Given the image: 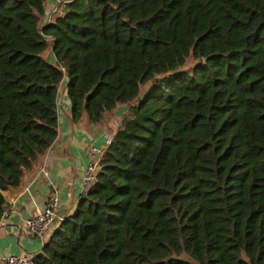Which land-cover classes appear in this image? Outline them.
<instances>
[{"label": "trees", "instance_id": "obj_1", "mask_svg": "<svg viewBox=\"0 0 264 264\" xmlns=\"http://www.w3.org/2000/svg\"><path fill=\"white\" fill-rule=\"evenodd\" d=\"M46 1L0 0V212L64 80L94 123L148 86L35 264H264V0Z\"/></svg>", "mask_w": 264, "mask_h": 264}, {"label": "crops", "instance_id": "obj_2", "mask_svg": "<svg viewBox=\"0 0 264 264\" xmlns=\"http://www.w3.org/2000/svg\"><path fill=\"white\" fill-rule=\"evenodd\" d=\"M54 3L55 0L45 2V16ZM65 81L60 85L57 97L58 127L55 139L39 164L25 172L20 185L4 191V207L8 209V216L0 225V256H34L42 250L44 242L60 221L75 210L83 195L81 182L89 159V147L95 144L106 148L120 126L122 117L128 113L129 108L121 111L120 118H110L106 112L100 122H89L84 116L80 121L72 122L69 117L70 99L67 98L64 88ZM53 194L58 197L54 221L43 236L28 234L25 218L41 210Z\"/></svg>", "mask_w": 264, "mask_h": 264}, {"label": "built area", "instance_id": "obj_3", "mask_svg": "<svg viewBox=\"0 0 264 264\" xmlns=\"http://www.w3.org/2000/svg\"><path fill=\"white\" fill-rule=\"evenodd\" d=\"M66 0H55L51 12L57 9ZM48 15V14H47ZM47 15L45 20L48 21ZM105 148L98 145L89 147V159L82 176V194L84 195L95 180V174L99 167V161ZM58 203L57 195H51L45 202L41 210L35 211L31 216L25 218L27 233L36 237H41L48 230L56 217L55 208ZM8 216V209L3 206L0 212V225L4 223ZM0 264H35L33 256L7 254L0 256Z\"/></svg>", "mask_w": 264, "mask_h": 264}, {"label": "rangeland", "instance_id": "obj_4", "mask_svg": "<svg viewBox=\"0 0 264 264\" xmlns=\"http://www.w3.org/2000/svg\"><path fill=\"white\" fill-rule=\"evenodd\" d=\"M61 13V6L60 7H57V9L56 10H54L53 12H48L47 14V17H48V19L49 20H54L55 19V17L58 15V14H60ZM45 23V20L43 19V20H41V21H39V25H42V24H44ZM49 52H50V49H48L46 52H45V55L47 56L48 54H49ZM51 60H53V59H51ZM193 64V59L192 58H189L188 60H187V62H186V64L184 65V67H189V66H191ZM147 86H148V84L147 85H143L142 86V88H141V92H140V94L142 95L143 93H144V91L146 90V88H147ZM65 88V87H64ZM64 90V89H63ZM66 91V90H65ZM60 92H61V90H60ZM66 93V96H67V98H68V95H67V92H65ZM140 94H139V96L138 97H136L135 98V100H133V101H131L130 103H127V104H120V103H118V104H116L113 108H111L110 110H108L107 111V113H106V115L108 116V117H112V116H117V117H121V111L124 109V110H126L127 108H129L130 106H132V105H135L137 102H138V98L140 97ZM118 107H120L119 109H120V111L118 112V110H117V108ZM85 117V119L87 120V121H89L90 122V120L87 118V116L85 115V114H83L78 120H76V121H73L72 119H71V112H70V107H69V117H70V119H71V121L72 122H77V121H80V119L81 118H84ZM123 118V117H122Z\"/></svg>", "mask_w": 264, "mask_h": 264}]
</instances>
